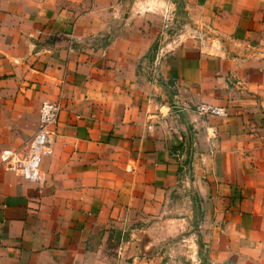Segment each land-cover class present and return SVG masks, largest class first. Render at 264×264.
I'll return each instance as SVG.
<instances>
[{"label": "crops", "instance_id": "1", "mask_svg": "<svg viewBox=\"0 0 264 264\" xmlns=\"http://www.w3.org/2000/svg\"><path fill=\"white\" fill-rule=\"evenodd\" d=\"M190 203L264 264V0H0V264H162Z\"/></svg>", "mask_w": 264, "mask_h": 264}, {"label": "rangeland", "instance_id": "2", "mask_svg": "<svg viewBox=\"0 0 264 264\" xmlns=\"http://www.w3.org/2000/svg\"><path fill=\"white\" fill-rule=\"evenodd\" d=\"M193 207L194 205L191 206L190 203L188 214L173 215L175 219L188 216L190 229L174 233L173 237L167 240L169 246L166 249V261H163L162 264H227V261L215 262L212 249L203 241V237L199 232L201 229L196 225L197 223L202 224V221H206L208 216L205 211H198L197 208ZM161 252L163 254L165 249L163 248Z\"/></svg>", "mask_w": 264, "mask_h": 264}, {"label": "built area", "instance_id": "3", "mask_svg": "<svg viewBox=\"0 0 264 264\" xmlns=\"http://www.w3.org/2000/svg\"><path fill=\"white\" fill-rule=\"evenodd\" d=\"M158 65V59L154 58V67L152 72L155 73L156 66ZM173 108L175 113L184 110V106L178 103H174ZM62 111L61 100L56 101H44L41 103L38 110V119H37V132L41 137V142L44 146H50L56 136V127L59 121V116ZM193 111L199 116L203 117H225L226 109L222 107H217L210 104H198L193 106Z\"/></svg>", "mask_w": 264, "mask_h": 264}]
</instances>
